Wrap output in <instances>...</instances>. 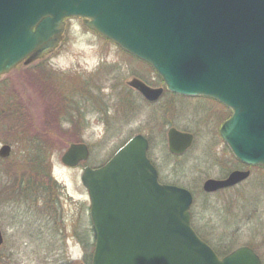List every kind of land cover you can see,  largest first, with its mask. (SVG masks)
<instances>
[{"label":"water","instance_id":"water-1","mask_svg":"<svg viewBox=\"0 0 264 264\" xmlns=\"http://www.w3.org/2000/svg\"><path fill=\"white\" fill-rule=\"evenodd\" d=\"M71 17L151 66L167 91L230 109L222 140L239 162L264 168V0H0V79L55 50ZM128 85L150 102L163 93L138 79ZM167 139L169 152L180 155L193 136L170 129ZM147 149L136 135L104 166L83 170L91 264H262L247 246L219 258L191 228V193L159 184ZM10 153L1 146L0 159ZM88 156L85 144L73 143L61 163L74 168ZM249 175L234 171L202 189L212 193Z\"/></svg>","mask_w":264,"mask_h":264},{"label":"rangeland","instance_id":"rangeland-1","mask_svg":"<svg viewBox=\"0 0 264 264\" xmlns=\"http://www.w3.org/2000/svg\"><path fill=\"white\" fill-rule=\"evenodd\" d=\"M133 79L163 89L162 95L146 101L128 86ZM228 113L207 97L168 93L149 65L124 55L81 18L64 19L53 52L19 64L0 79V148H11L0 165V264H90L82 168L101 166L136 134L148 140V157L163 181L193 193L190 209L199 237L213 249L250 247L264 264V169L248 168L249 177L233 189L216 194L202 189L207 179L222 178L235 168L218 133ZM172 126L194 134L183 156H172L167 149ZM38 142L50 158L47 171L59 189V209L45 203L51 191H13L23 175L33 177L29 170L37 165L27 149ZM72 143L89 148L88 160L76 168L60 160Z\"/></svg>","mask_w":264,"mask_h":264},{"label":"trees","instance_id":"trees-1","mask_svg":"<svg viewBox=\"0 0 264 264\" xmlns=\"http://www.w3.org/2000/svg\"><path fill=\"white\" fill-rule=\"evenodd\" d=\"M122 53L124 55L130 57L131 59L138 61L137 59L125 54L124 52H122ZM159 81L161 82L160 79H159ZM33 144H34V146L36 145V148H34L33 145L31 146V144H30L27 151L33 157L31 159L35 160V162H36L35 164L37 165V168L36 169L30 168L29 173H30V175L32 174V176H33L32 178L31 177L28 178V176L23 175L18 181H16V184H15L16 189L13 191H14V193H19V192H28L29 193L31 189L35 188L36 190L34 189L35 190L34 192H36L38 189H40L39 193L41 195L44 192L49 193L51 191L52 192L51 199H49L45 203L50 204L51 206H54L57 209H59L58 208V202H57L56 196H55V194L59 191V189H58L57 184L52 180V178L49 175V172L47 171V169H49V167H50L48 165V161L50 160L48 152H45L44 149L40 148L41 143L38 142V144H36V143H33ZM1 163H4L3 159H0V165H1ZM28 164L30 165L31 161H28ZM44 179H46V183H43ZM35 183H37V187H34ZM45 187H47L48 189H45ZM232 250L233 249H231V247L230 248L224 247L221 249H214V251L216 252V254L219 257L225 256L226 254L230 253ZM91 252H92V248H91Z\"/></svg>","mask_w":264,"mask_h":264},{"label":"flooded vegetation","instance_id":"flooded-vegetation-1","mask_svg":"<svg viewBox=\"0 0 264 264\" xmlns=\"http://www.w3.org/2000/svg\"><path fill=\"white\" fill-rule=\"evenodd\" d=\"M218 104V103H217ZM219 106H221L220 104H219ZM222 108H224V109H226L225 107H223V106H221ZM227 111H229L230 112V110H228V109H226ZM223 115H224V113H223ZM231 116V112L230 113H228L227 114V116H224V119H222L221 120V123L219 124V129H218V133H219V137H220V132H219V130H220V127H221V125L229 118ZM170 128H175L176 130H179V129H177L176 127H170ZM169 128V129H170ZM168 129V130H169ZM179 131H181V130H179ZM181 132H183V133H191V132H187V131H181ZM192 135H193V141H194V134L193 133H191ZM167 136V135H166ZM132 138V137H131ZM221 139V138H220ZM193 141H192V144H193ZM222 141V140H221ZM223 143V142H222ZM192 144H191V146H192ZM224 144V143H223ZM225 145V144H224ZM191 146L185 151V152H183V154H181V155H172V154H170V155H172V156H183L190 148H191ZM228 149V148H227ZM148 151H149V149H148ZM148 151H147V156L149 155L148 154ZM149 158V157H148ZM234 158V157H233ZM150 159V158H149ZM235 159V158H234ZM150 162L152 163V165L154 166V168L156 169V172H157V175H158V181H159V183L160 184H163V185H169V186H175V187H179V188H183V189H186V188H184V187H182V186H180V185H177V184H174V183H170V182H166V181H163V178H161V175H160V172H159V170H158V168L156 167V165L150 160ZM234 165H235V168L233 169V170H231V171H229L228 172V174L227 175H224V176H222V178H218V179H215V180H224V179H226L228 176H229V174L230 173H232V172H234V171H243L245 168H246V166L245 165H243L242 163H239L236 159H235V162H234ZM237 166V167H236ZM99 167V166H98ZM97 168V167H96ZM249 167H247V170H249L248 169ZM244 182V181H243ZM243 182H241V183H243ZM240 183V184H241ZM240 184H236V185H234V186H231V187H227V188H223V189H220V190H217V191H215V192H212V193H209V194H216V193H218V192H221V191H225V190H229V189H233V188H235V187H237V186H239ZM189 192L192 194V197H193V201H194V195H193V193L189 190ZM190 214H191V226H192V228L194 229V231L197 233V231L195 230V228L193 227V214H192V211H191V209H190ZM198 234V233H197Z\"/></svg>","mask_w":264,"mask_h":264}]
</instances>
